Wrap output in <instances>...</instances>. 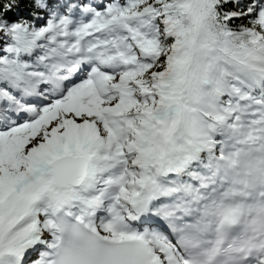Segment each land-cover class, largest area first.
<instances>
[{
  "label": "snow or ice",
  "instance_id": "1",
  "mask_svg": "<svg viewBox=\"0 0 264 264\" xmlns=\"http://www.w3.org/2000/svg\"><path fill=\"white\" fill-rule=\"evenodd\" d=\"M0 264H264V0H0Z\"/></svg>",
  "mask_w": 264,
  "mask_h": 264
}]
</instances>
